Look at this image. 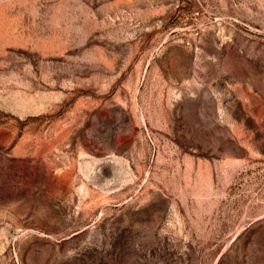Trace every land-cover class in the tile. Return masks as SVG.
<instances>
[{"label": "rangeland", "instance_id": "1", "mask_svg": "<svg viewBox=\"0 0 264 264\" xmlns=\"http://www.w3.org/2000/svg\"><path fill=\"white\" fill-rule=\"evenodd\" d=\"M0 264H264V0H0Z\"/></svg>", "mask_w": 264, "mask_h": 264}]
</instances>
